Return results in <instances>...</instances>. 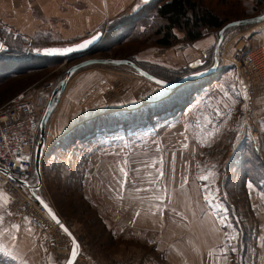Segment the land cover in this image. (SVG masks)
Here are the masks:
<instances>
[{"label": "rangeland", "instance_id": "374dc122", "mask_svg": "<svg viewBox=\"0 0 264 264\" xmlns=\"http://www.w3.org/2000/svg\"><path fill=\"white\" fill-rule=\"evenodd\" d=\"M204 1L223 10L230 20L254 17L241 0ZM142 4L131 11L136 12ZM161 23L158 17H150L147 27L155 29ZM262 25L264 22L227 30L218 53V71L209 75V85L194 94L190 91L193 100L185 109L161 113L153 107L172 95L179 102L189 98V89L181 90L193 83L168 89L128 65L94 64L70 78L47 125L43 186L36 192L83 243L74 264H180L178 254L197 259L199 247L212 249L216 245L224 246L231 264H264V187L258 182L264 178V171L258 169L261 162L264 167V81L256 79L259 77L251 65L255 77L249 75L250 82L242 80L236 66L239 56L261 44L255 31ZM113 31L102 47L81 59L0 79V108L21 93L33 95L49 83L55 88L70 66L89 57H132L147 71L164 73L167 66L137 57L152 47L161 56L163 49L170 47L143 46L141 41L131 40L117 43L118 33ZM174 32L177 41L171 47L195 42H189L179 29ZM203 33L201 39L213 34L215 42L200 59L214 63L218 34L210 29ZM14 50L18 52L12 56L15 59L33 52L30 47H24L23 52ZM99 69L102 75L96 72ZM74 96L81 103L111 101L101 109L117 106L118 113L93 117L92 126L87 120L76 121L86 108L73 105ZM53 120L58 128L55 134H48ZM81 124L87 128L79 131ZM65 125L76 128L78 134H69L71 128L59 134ZM245 161L248 164L243 167ZM33 181L32 185L38 182L36 172ZM30 213L34 215L0 184V252L7 250L4 255L19 264L17 258L31 262L42 246L37 257L40 264L67 260L70 255L48 248L47 233L43 235L36 212ZM149 227L156 230L150 236ZM157 243L164 249L158 251ZM180 244L183 249L179 252Z\"/></svg>", "mask_w": 264, "mask_h": 264}, {"label": "crops", "instance_id": "0c3cea01", "mask_svg": "<svg viewBox=\"0 0 264 264\" xmlns=\"http://www.w3.org/2000/svg\"><path fill=\"white\" fill-rule=\"evenodd\" d=\"M140 2H142V0H0V23H2L0 30L9 32L12 31L13 33L21 35L29 40L38 39L40 41L46 42L49 46H64L68 44H74L98 32H101L102 36L104 37L107 27L111 21L117 19L124 13L130 12L136 8ZM263 26L264 25L260 26L262 28H260L259 31H255L260 34L258 35L260 43H262L264 39ZM214 42L215 36L211 34L204 37L203 39L195 41L190 45H184V47L177 46L165 48L163 49L164 52H162L161 56L156 55L155 48H148L146 52H143L145 54H143L142 57L138 56L137 58L139 60L143 59L150 62L163 64L172 69H179L182 66L187 64L189 65L191 62L200 59L205 50L209 49L214 44ZM257 42H259V40H257ZM96 72L101 75L103 74L102 69H99ZM206 81L207 80H201L202 83L200 88L210 84L205 83ZM190 85L191 84L188 86ZM95 99H99V97ZM72 101L73 105L76 107L81 106L86 108V110L83 112V115L77 118L76 121L83 119L82 121L87 120V122H89L90 119L93 120V117L95 119L98 115L104 116L118 113L117 106L112 109H101L103 103H108V105H110L111 101L106 100L105 102H101L102 104H100V102L89 103L85 101L81 103L77 100V96H74ZM89 106H93L92 108L94 109L87 110ZM50 127L48 134H55V130L58 128L55 127V120L52 121ZM70 128L71 126L65 125L59 134L69 131ZM71 129L74 130V128ZM258 182L259 185L261 184L260 188L264 187V178ZM257 188H259V186H257ZM260 191L262 192L263 189H260ZM138 216L139 215L133 217L132 225L137 222ZM100 217L103 218L102 216ZM135 227H137L138 230L140 227L139 222ZM152 230L156 231L154 228H148V236H150ZM114 232L116 234L123 235V233L119 230ZM111 234H114L113 231ZM165 234L168 233L165 231ZM74 236L81 247L83 243L75 234ZM42 245L45 248L47 247L45 244ZM151 245L154 246L153 244ZM41 247L42 246L38 247V251L33 253V259L31 262L26 258L24 260L17 258V262L19 264L20 262H22L21 264H25V262L27 264H40V258L37 259V257ZM155 248L158 249V251H160V249H164L158 243L155 245ZM181 249H183L182 244H180L179 252ZM3 251L8 255L7 250L3 249ZM227 253L228 252L224 246L216 245L212 249L199 247L197 259L188 258L189 256L186 255L187 253L185 255L178 254V256L180 258V264H231V259L229 262L228 258L230 255L227 256ZM65 262L66 260L53 259L50 264H65ZM168 262L170 264H174L171 261ZM116 264H119V262L116 261ZM160 264L166 263L165 261H161Z\"/></svg>", "mask_w": 264, "mask_h": 264}, {"label": "trees", "instance_id": "16d2710c", "mask_svg": "<svg viewBox=\"0 0 264 264\" xmlns=\"http://www.w3.org/2000/svg\"><path fill=\"white\" fill-rule=\"evenodd\" d=\"M142 2L143 4L136 9V12L130 11L127 14H123L117 19L111 21L107 27L108 29L102 41L91 52L85 54L84 56L90 55V53L99 47H102L101 45L103 44V41H105L107 35H109V31L111 30H114L113 32L117 31L118 33V37L115 38L117 43H123L125 41L131 40L132 42L141 41L140 43L143 44V46L153 43L162 47H171L177 41V36L174 32L175 29L183 31L185 33V38L189 42H193L201 39L204 36L203 32L205 29L215 30L217 34H219V31L228 23L238 20H230V18L224 14L223 10L217 8L214 5L206 3L204 0H148L146 2L142 0ZM241 2H243L241 4H243L244 7H247V11L252 13L254 16L264 14V0H241ZM148 8H150V10H147ZM150 11L154 13L152 16H149ZM156 16L161 20L162 23L159 25V27L157 26L158 28L149 29L147 25L150 22V17L156 19ZM246 25L241 24L238 26V28L245 27ZM141 27H144V29L142 30ZM0 37L4 42V47L2 50H0V53H2L0 56V64L2 65L0 66V79L4 81L8 80V77L10 76L12 78H17L24 73H32L38 70H43L68 59V56L51 57L42 53H37L35 51L36 49L49 46L46 42L40 41L38 39L29 40L21 35L14 36L13 34H6V32L3 31L0 32ZM24 47H30L33 52H31L28 56H22L24 57L22 59H15L12 57L15 53H18L14 50V48H16L19 52H23L22 49ZM129 59L134 61L132 57H129ZM136 63L141 66L140 62ZM212 65L213 62L205 60V64L197 70L206 69ZM163 68L164 73L157 74L154 71L149 72L167 81H177L189 74L194 69L190 66V64L179 70H174L167 67ZM171 75H174V77L170 78ZM214 75L215 74H212L210 77ZM210 79L211 78L208 76L207 78L205 77L203 79L194 80L193 82L191 81L190 83L193 84L190 86H185V88L181 90L183 91L184 89H189L187 95L189 98L185 100L182 99L183 102L182 100L179 102V100L172 95L167 100L168 103L167 101L161 102L156 107H153V110L158 108L160 111H162L161 113H167L170 108H172L171 111H173V109H179L180 107H182V109L189 107L193 100L190 91H192L194 94L198 89H200L202 83L201 80H207L205 83H209ZM171 111H169V113ZM93 121L94 119L88 122L89 126H92ZM95 122H98V120ZM85 125L86 124H81L78 127L79 131L84 127L87 128ZM96 125L97 124L93 126L95 129ZM75 129L69 134H78L79 131L76 132ZM38 139L39 135L37 141ZM247 164V161H245L243 167H245ZM261 165L262 162L259 164L258 169L262 172L264 171V167L261 168ZM0 264L16 263L0 252Z\"/></svg>", "mask_w": 264, "mask_h": 264}, {"label": "built area", "instance_id": "2783aa9c", "mask_svg": "<svg viewBox=\"0 0 264 264\" xmlns=\"http://www.w3.org/2000/svg\"><path fill=\"white\" fill-rule=\"evenodd\" d=\"M239 57L236 66L242 80L250 82V76L255 77L251 73L252 68L259 77L256 79L264 81V43L247 49ZM53 90V84L49 83L33 95L24 93L17 95L7 106L0 108V168L4 170V172L0 171V184L28 211L30 216L34 215L30 211L36 212L38 223L43 229L42 233H47L50 242L48 248L54 253L61 251L68 256L72 250L70 238L60 223L53 219L48 209L39 201L36 193L30 189V185L32 186L34 182V155L40 125ZM21 157L28 159L24 160ZM21 181L26 182L27 185ZM37 193L41 197L40 193ZM41 217L47 220H40ZM53 227L55 232L52 230ZM64 236L67 237L68 242L65 241Z\"/></svg>", "mask_w": 264, "mask_h": 264}, {"label": "water", "instance_id": "95a60500", "mask_svg": "<svg viewBox=\"0 0 264 264\" xmlns=\"http://www.w3.org/2000/svg\"><path fill=\"white\" fill-rule=\"evenodd\" d=\"M145 1V0H144ZM148 1V0H146ZM264 22V14L258 15V16H254L251 18H244V19H240V20H236L233 22L228 23L226 26H224L218 34V40L215 46V60L214 63L211 67L206 68V69H199L197 71H194L193 73H190L184 77H182L181 79L177 80V81H167L164 80L152 73H150L149 71L143 69L142 67H140L137 63H135L133 60L127 59V58H99V57H89L87 59H83L79 62H76L75 64H73L72 66H70L67 70V74L66 77L61 80L54 88L49 105L47 107V110L43 116V119L41 121V125H40V134H39V139L37 141L36 147H35V155H34V170L38 176V182L34 185H30V189L32 191H34L36 193V195L38 196V199L40 202H42L44 205L46 204L48 207V211L49 209H51V212L49 211L50 215L53 217L54 220L59 221L60 225H62L61 227L63 228V230L66 228L68 231L66 232L68 235L69 233H71V235H69V237L72 239V251L75 250L78 256V248H79V244L74 236V234L71 232V230L69 229V227L61 220V218L58 216V214L53 210V208L50 206V204L48 202H46L43 198H41L39 196V194L36 192L39 188H41L43 186V158H44V152H45V148H46V135H47V125L49 123V120L53 114V112L56 110L59 101L61 99L62 93L65 89V86L67 85L68 81L70 80V78L80 69L90 66V65H94V64H112V65H128L131 66L132 68L135 69V71L147 78L148 80L166 87L168 89H176L178 87H180L181 85L197 80V79H201L204 77H207L211 74H214L218 71V67H219V49L225 39V33L227 32V30L229 28L232 27H236L239 26L241 24H258ZM93 36H97L98 39H96L91 45H89L86 49L80 50V51H74L70 54L67 55H47V56H68L67 61H72V60H77V59H81L83 58V56L89 52H91L104 38L102 36L101 32H98L94 35H91L90 37L81 40L80 42L74 43V44H68V45H64V46H48V47H42L40 48L41 52L43 54V49L45 48H68V47H73L75 48L76 46L82 44L84 41L90 40ZM0 50L4 47V42L2 39H0ZM205 64V60L202 59H197L193 62L190 63V66L194 69H198L201 66H203ZM159 82H163V83H159ZM0 171L4 172V170L2 168H0ZM23 184L27 185L26 182L21 181ZM72 251L70 256L68 257V259L66 260L65 264H69V261H72V264L75 263V261L77 260V256L73 259L72 257Z\"/></svg>", "mask_w": 264, "mask_h": 264}, {"label": "snow or ice", "instance_id": "6c2138e0", "mask_svg": "<svg viewBox=\"0 0 264 264\" xmlns=\"http://www.w3.org/2000/svg\"><path fill=\"white\" fill-rule=\"evenodd\" d=\"M145 2H146V0H145ZM96 39H98V37L97 36H93L90 40L84 41L82 44L76 46L75 48H73V47H68V48H45V49H43V54H45V55H67V54H70V53H72L74 51H80V50L86 49ZM0 47H2V46H0ZM35 51L37 53H40L41 52L40 49H36ZM159 83H163V82H159ZM21 159L27 160L28 157H21ZM204 179H207V177H204ZM249 186L251 187V183H249ZM44 207L47 208L48 206L45 204ZM49 211L51 212V209H49ZM57 222L59 223V221H57ZM64 231L67 232L68 230L65 228ZM69 235H71V233H69ZM232 251H236V249H233ZM76 256H77V253H76L75 250H73L72 251V257H73V259ZM69 264H72V261L71 260L69 261Z\"/></svg>", "mask_w": 264, "mask_h": 264}, {"label": "bare ground", "instance_id": "6f19581e", "mask_svg": "<svg viewBox=\"0 0 264 264\" xmlns=\"http://www.w3.org/2000/svg\"><path fill=\"white\" fill-rule=\"evenodd\" d=\"M68 254H69V252H68Z\"/></svg>", "mask_w": 264, "mask_h": 264}]
</instances>
